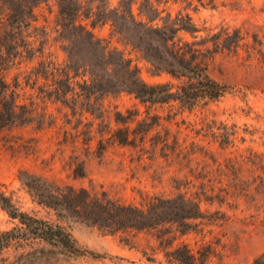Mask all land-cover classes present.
I'll use <instances>...</instances> for the list:
<instances>
[{
	"label": "trees",
	"instance_id": "obj_1",
	"mask_svg": "<svg viewBox=\"0 0 264 264\" xmlns=\"http://www.w3.org/2000/svg\"><path fill=\"white\" fill-rule=\"evenodd\" d=\"M48 1L0 0V132L34 124L37 129L55 126V119L47 112L46 101L59 102L75 114L77 108L84 109V100L89 104L91 98L96 97L99 101V93L106 97L115 92H126L143 105L177 104L180 110L191 112L218 101L228 91L227 85L214 80L208 73L209 62L217 54L237 56L244 46L248 59H253L257 53V36H254V44L248 46L239 29L229 31L226 28L196 40L200 30L191 17L178 15L172 19L169 13L166 17L161 16L163 11H159L155 3L162 0L139 2V15L145 21H138L134 16L133 6L138 0H119L114 8L108 0H96L98 5L95 7L84 0H52L57 8L59 38L67 43L63 47L67 60L59 64L50 55L39 60L24 79L27 85L31 79L32 84L41 79L44 86L38 91L39 97L24 98L19 76L10 83L7 74L13 68H19L23 60L43 57V47L35 49L26 31L36 21L35 8ZM156 20L162 25L154 24ZM98 24L99 27L110 24V40L116 38L130 46L150 65L154 75L164 73L177 84L145 83L137 66L132 65L124 53L110 49V41L94 34ZM186 35L192 41L187 40ZM81 65L89 70L81 72ZM92 67L99 72H94ZM86 74L88 80L76 81ZM86 111L95 119H111L110 115L105 116L106 110L99 115V104ZM139 116L138 110L114 111L116 129L104 126L99 130L98 125L97 133L101 137L110 133V139L118 145L139 148V151L149 153L152 160L162 158L169 164L184 163L190 176L173 178L174 192L170 195L140 193L141 203L136 206L113 200L104 192L98 194L85 188L61 185L21 171L18 180L31 201L51 213L52 218L23 211L12 197L1 193L0 210L14 224L0 230V264H71L78 260L99 259L101 256L82 248L73 237L70 224L74 223L97 227L109 235L121 234L131 247L139 234H147L153 241L152 257L161 254L169 264L207 263V255L196 252L181 239L199 231L198 221L215 223L214 214L203 211V202L221 206L228 204L230 198L235 200L245 194L216 188L206 166L201 169L198 164L195 169L191 167L196 155L203 158L209 155L203 147L193 143L186 150L178 133L172 134L170 128L162 126L160 116L150 115L147 111L144 118L139 119ZM159 128L163 134L157 131L150 138V150H145L146 138ZM233 135L224 127L223 133L214 139L221 149H227L233 146ZM91 139L85 140L86 149H89ZM105 149L100 139L97 154L102 155ZM74 159L77 162L74 171L83 176L84 161L78 156ZM147 257L148 261H155V258ZM253 264H264V254L255 258Z\"/></svg>",
	"mask_w": 264,
	"mask_h": 264
},
{
	"label": "rangeland",
	"instance_id": "obj_2",
	"mask_svg": "<svg viewBox=\"0 0 264 264\" xmlns=\"http://www.w3.org/2000/svg\"><path fill=\"white\" fill-rule=\"evenodd\" d=\"M84 1L94 7L98 5L96 0ZM140 1L133 6V13L136 20L145 21L139 15ZM108 2L114 8L119 0ZM155 5L163 11L162 17L168 13L172 19L178 15L191 17L200 30L196 40L226 28L229 31L239 29L245 35L244 44L248 46L254 44V36H257V53L253 59H248L247 47L244 46L237 56L217 54L209 62L208 73L214 80L227 85L228 91L218 101L191 112L180 110L177 104L143 105L126 92H115L106 97L99 93V101L96 97H92L89 104L84 100V109L77 108L75 114L59 102L46 101L47 112L55 119V126L37 129L34 124L0 132V194L12 197L23 211L50 219L52 214L33 203L19 182L21 171L61 185L85 188L98 194L104 192L109 198L126 205L138 206L140 193L172 194V179L190 176L189 169L183 167L184 163L169 164L162 158L152 160L149 153H143L139 148L118 145L110 139V133L102 137L97 133L98 125L99 130L104 126L116 129L114 111L138 110L139 119L144 118L147 111L150 115L160 116L162 126L170 128L172 134L178 133L186 150L194 143L209 153L206 158L196 155L192 168H197V164L198 169L206 166L216 188L245 194L235 200L230 198L228 204L221 206L203 202V211L214 214L215 223L198 221L199 231L184 236L181 241L196 252L207 255L206 264H253L255 258L264 254V0H162ZM56 12L52 0L35 8L36 21L26 34L35 49L43 47L44 55L32 61L23 60L19 68H13L7 74L10 83L19 76L24 98L39 97L38 91L44 86L41 79L36 84H32L31 79L28 85L24 79L39 60L48 55L59 64L67 60L63 50L67 43L59 38ZM154 24L161 26L162 22L156 20ZM111 31L110 24L102 27L98 24L93 30L98 38L110 41V49L116 48L124 53L132 65L137 66L145 83L177 84L164 73L154 75L150 65L130 46L116 38L110 40ZM185 37L192 41L190 36ZM81 66V72L89 70ZM92 70L99 72L94 67ZM88 78L86 74L76 81ZM97 104L99 115L106 110L105 116L110 115V120L107 117L105 120L95 119L86 111ZM89 124L93 126L89 127ZM224 127L228 133L234 134L233 146L227 149H221L214 139L223 133ZM157 131L163 134L161 128L152 131L146 138L145 150H150V138ZM90 137L89 149H86L85 140ZM100 139L106 146L102 155L97 154ZM75 156L84 161L83 176L74 171L77 164ZM13 224L0 210V230L9 229ZM70 229L82 248L101 256L96 260L84 259L71 264H169L161 254L152 257L153 241L147 234H139L131 247L125 243V236L109 235L94 226L74 223L70 224ZM147 256L155 258V261H148Z\"/></svg>",
	"mask_w": 264,
	"mask_h": 264
}]
</instances>
